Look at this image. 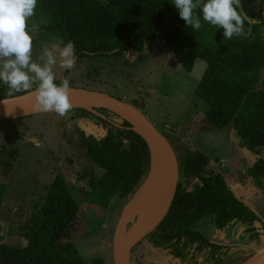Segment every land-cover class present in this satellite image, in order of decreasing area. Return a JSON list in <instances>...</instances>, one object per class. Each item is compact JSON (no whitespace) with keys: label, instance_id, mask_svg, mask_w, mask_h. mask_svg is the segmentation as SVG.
Listing matches in <instances>:
<instances>
[{"label":"trees","instance_id":"16d2710c","mask_svg":"<svg viewBox=\"0 0 264 264\" xmlns=\"http://www.w3.org/2000/svg\"><path fill=\"white\" fill-rule=\"evenodd\" d=\"M241 4L246 35L231 39L224 38L222 28L203 21L199 9L195 14L201 16V29L189 27L180 18L174 0H38L29 28L39 25L41 41H72L75 55L81 59L143 52L147 42L160 40L163 52L178 56L189 69L197 60L205 61L206 69L195 92L197 101L204 105L205 121L219 130L232 127L242 148L260 154L264 152V0H241ZM9 92L0 82V100L26 94ZM141 105L146 108L147 103L143 101ZM97 111L108 119L85 110H72L66 117L50 114L58 118L60 127L81 136L78 143L91 160V166L80 175L85 185L71 189L64 175L57 173L43 201L25 223L21 241H0V264H106L102 258L86 261L75 243L64 241V237L74 225L82 203L112 210L116 201L122 204V214L146 180L151 157L146 142L128 123L106 110ZM81 120L96 122L102 136L85 138L77 126ZM157 128L177 153L181 180L169 214L156 231L135 247L132 259L136 264L145 261L135 252L150 240L151 245L168 249L177 262H195L197 255L205 252L206 264H223L229 248L212 241L199 226H209L212 237L239 222L256 239L257 213L211 167L208 155L182 143L173 144L172 133ZM1 152L7 154L8 162L0 159V166L9 172L18 150ZM246 176L257 181L256 185L264 191V156L248 169ZM4 183L0 182V212L7 194ZM152 251L160 250L153 246Z\"/></svg>","mask_w":264,"mask_h":264},{"label":"rangeland","instance_id":"374dc122","mask_svg":"<svg viewBox=\"0 0 264 264\" xmlns=\"http://www.w3.org/2000/svg\"><path fill=\"white\" fill-rule=\"evenodd\" d=\"M31 26L38 28L33 40V58L36 59L45 47L58 42L41 41L39 25ZM76 58L71 70L57 65L54 69L56 82L67 78L70 85L77 88L118 96L138 107L153 124L172 133L173 144L182 143L192 151L208 155L211 167L220 172L235 194L257 213L255 227L259 238L256 239L249 238L247 227L239 222L230 224L223 232L217 231L212 237L209 226H199L212 241L231 250L230 256L223 257V262L243 264L263 248L264 191L256 185L257 181L246 175L264 152L255 154L242 148L232 127L219 130L205 121L204 105L197 101L195 92L206 62L197 60L189 69L178 56L164 53L160 40L147 42L143 52H127L120 57ZM143 101L147 103L146 108L141 105ZM94 115L101 119L106 117ZM77 126L85 138L92 135L99 139L103 134L101 127L91 120H81ZM80 138L76 132L60 127L58 118L50 114L0 121V159L8 162L2 150H18L9 172L0 166V182L7 185L0 212V241L12 244L21 241L25 223L36 205L43 201L57 173L64 175L71 189L84 187L80 175L91 166V160L78 143ZM113 204L112 210H103L82 203L74 225L64 237V241L75 243L86 261L102 258L106 264H113V239L122 207L116 201ZM152 247L150 240L138 246L135 254L144 256L142 264H206L205 252L198 254L195 262H177L167 249L163 253L154 252Z\"/></svg>","mask_w":264,"mask_h":264},{"label":"clouds","instance_id":"9594fccd","mask_svg":"<svg viewBox=\"0 0 264 264\" xmlns=\"http://www.w3.org/2000/svg\"><path fill=\"white\" fill-rule=\"evenodd\" d=\"M37 4L38 0H0V82L10 89V95L25 92L34 96L38 111L66 117L73 109L70 83L65 78L57 84L54 69L57 65L64 70L75 67V44L61 41L33 58L38 28H29V20ZM174 5L180 18L194 30L202 27L201 16L195 14L199 9L203 21L224 30L225 39L246 35L241 0H174Z\"/></svg>","mask_w":264,"mask_h":264},{"label":"water","instance_id":"95a60500","mask_svg":"<svg viewBox=\"0 0 264 264\" xmlns=\"http://www.w3.org/2000/svg\"><path fill=\"white\" fill-rule=\"evenodd\" d=\"M70 100L73 104L72 110H85L96 115H99L97 110H106L128 123L131 130L139 135L149 148L151 157L149 174L128 206L124 208L113 239V264H133V250L157 230L169 214L174 202L180 181L177 153L157 126L136 107L124 100H119L110 94L74 87H70ZM52 113L38 111L35 108L34 96L27 93L0 100V121L3 122ZM153 174L157 185L154 212L143 219H140V214H137L136 220L132 222L133 224L127 225L126 232L121 236L120 226L125 210L133 204L134 199ZM243 264H264V247Z\"/></svg>","mask_w":264,"mask_h":264},{"label":"bare ground","instance_id":"6f19581e","mask_svg":"<svg viewBox=\"0 0 264 264\" xmlns=\"http://www.w3.org/2000/svg\"><path fill=\"white\" fill-rule=\"evenodd\" d=\"M157 185L155 181V175L153 174L149 181L146 182L144 188L136 196L133 204L125 210L123 222L120 226L122 236L127 229L128 224H133L132 222L136 220L137 214H140V219H143L148 214H152L155 209L156 203V192Z\"/></svg>","mask_w":264,"mask_h":264},{"label":"flooded vegetation","instance_id":"af4514ba","mask_svg":"<svg viewBox=\"0 0 264 264\" xmlns=\"http://www.w3.org/2000/svg\"><path fill=\"white\" fill-rule=\"evenodd\" d=\"M100 209H101V208H100ZM246 232H248V229H247ZM247 234H250L249 238H252V233H247ZM153 246L156 247V249L158 248L160 251H161V250H165V249H163V248L157 247V246L154 245V244H153ZM167 250H168V249H167ZM230 251H231V250H230ZM230 251H229V256H230V254H231ZM162 253H163V252H162ZM230 259H231V257H229V260H230ZM225 263H227V262H223V264H225Z\"/></svg>","mask_w":264,"mask_h":264}]
</instances>
